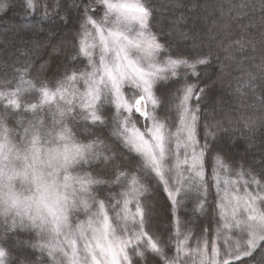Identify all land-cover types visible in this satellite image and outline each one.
<instances>
[{"label": "snow or ice", "instance_id": "1", "mask_svg": "<svg viewBox=\"0 0 264 264\" xmlns=\"http://www.w3.org/2000/svg\"><path fill=\"white\" fill-rule=\"evenodd\" d=\"M44 4L42 22L67 21L59 0ZM24 7L30 18L40 0ZM68 8L80 25L71 59L85 63L49 82L25 62L0 80V264L15 259L9 239L40 254L31 264H264V158L259 170L228 162L222 121L200 136L211 52L162 41L147 0ZM259 67L242 82L252 92ZM149 192L166 197L167 237L150 229Z\"/></svg>", "mask_w": 264, "mask_h": 264}, {"label": "trees", "instance_id": "2", "mask_svg": "<svg viewBox=\"0 0 264 264\" xmlns=\"http://www.w3.org/2000/svg\"><path fill=\"white\" fill-rule=\"evenodd\" d=\"M55 2L46 0L50 11ZM59 2L62 6L60 11L67 13V21L54 17L56 22L53 23L52 20L42 22L40 19L44 0H40V8L30 18L26 16L22 0H0V4L7 5L6 8H0V62L8 66L11 73H14L13 66L29 62V78L39 76L52 81L62 76L68 68V58L80 29L79 16L68 8L72 0ZM78 2L83 4L88 3V0ZM149 3L153 10V30L163 31L162 41H169L189 53L193 45L197 46V52H211V62L206 66L208 78L200 84L201 87L211 85L200 105L201 138L205 121L210 124L222 121L223 127L235 140L234 147L230 148L221 138L224 132L220 134L217 146L222 155L234 166L243 164L259 170L262 165L257 161L264 158V104L261 103L264 99V82L257 80L261 87L255 92L244 88L242 84L249 73L259 76V66L264 63V8H261L259 0H150ZM165 23L172 30L170 34V29L165 30L163 27ZM181 33H187L188 37L197 35L199 41L186 40ZM240 39L255 41L256 48L249 45L243 52L238 51L236 41ZM56 41H62L66 47L62 49L61 44L54 46ZM29 47L33 49L32 55L28 53ZM17 52L24 55L22 62L18 61ZM201 75H204L203 68ZM223 93L224 101L218 102ZM215 102L218 106L213 112L214 118L210 119L207 113ZM245 120L256 122L253 131H240L244 128ZM245 135L249 138H244ZM144 200L147 208L155 210L150 229L165 236L171 231L170 213L164 207L166 197L159 200L154 193L149 192ZM163 223L167 225L164 230ZM17 235L22 240L29 238L23 232ZM14 244L15 241L9 239L6 245L15 257L10 264H19L22 258L30 263L34 260L36 255L31 248L23 249L21 245L16 247Z\"/></svg>", "mask_w": 264, "mask_h": 264}, {"label": "rangeland", "instance_id": "3", "mask_svg": "<svg viewBox=\"0 0 264 264\" xmlns=\"http://www.w3.org/2000/svg\"><path fill=\"white\" fill-rule=\"evenodd\" d=\"M24 3H25V0H22ZM182 1V0H181ZM147 2L149 3L150 2V0H147ZM149 5H151L150 3H149ZM163 27H164V29L165 30H167V29H170V27H169V24H167V23H165L164 25H163ZM80 30V29H79ZM78 33H79V31H78ZM77 33V34H78ZM194 33V32H193ZM198 35H199V33H198ZM76 38H77V35H76ZM188 40L190 39L192 42H194V41H199V37L197 36V35H191V36H189L188 38H187ZM186 39V40H187ZM201 39V38H200ZM76 40V39H75ZM60 42V43H59ZM58 44H61V47H62V49H64L65 47H66V45H65V43H63L62 41H56L55 43H54V46L55 45H58ZM75 51V49L74 48H72V51H71V53H70V55H69V58H68V63H69V66H68V68H67V70H69V71H71L72 70V68L73 67H81L85 62L84 61H73L72 59H71V56H72V54H73V52ZM28 53L29 54H33V49H32V47H29V50H28ZM17 56H18V61H20V62H22L23 60V58H24V55L22 54V52H17ZM0 71H1V74L0 75H2L1 76V79L0 80H3L4 78H11L12 77V75H13V73H11L9 70H8V66H3L2 65V63L0 62ZM55 80H49V82H54ZM225 93H226V91H224ZM222 102V101H224V93L223 94H221V97L219 98V100H218V102ZM218 105H217V102H215V104H213L212 105V108H210L209 109V111H208V113H207V115L209 116V118L210 119H212V118H214L213 117V112L215 111V107H217ZM231 134L229 133V131H227V132H224L221 136V138H223V140L225 141L224 143H226L227 144V146H229L230 148H232V147H234V138H232L231 136H230ZM248 135H245L244 136V138H249V137H247ZM240 155V154H239ZM214 194V193H213ZM147 196H148V194H146ZM214 196H215V194H214ZM146 197V196H145ZM144 203L146 204V202H145V200H144ZM192 206H193V204H192V202H190L189 203V205H188V207L189 208H192ZM181 215H187L186 213H181ZM81 218H83V217H81ZM162 228H163V230L164 229H166L167 228V225L165 224V223H163V225H162ZM167 235L168 234H166L165 235V237H167ZM29 239V238H28ZM21 241H24V240H26V239H20ZM21 245V248H23V249H25V248H29V247H26V246H24L23 245V243H21L20 244ZM35 252V251H34ZM35 258H34V260L33 261H36V257L37 256H39L40 254L39 253H37V252H35ZM32 261V262H33ZM31 264V263H30Z\"/></svg>", "mask_w": 264, "mask_h": 264}]
</instances>
